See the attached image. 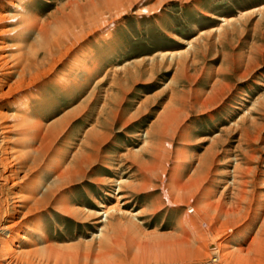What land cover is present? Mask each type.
Returning a JSON list of instances; mask_svg holds the SVG:
<instances>
[{"label": "rangeland", "instance_id": "374dc122", "mask_svg": "<svg viewBox=\"0 0 264 264\" xmlns=\"http://www.w3.org/2000/svg\"><path fill=\"white\" fill-rule=\"evenodd\" d=\"M26 2L0 11V248L17 225L31 264H264V0Z\"/></svg>", "mask_w": 264, "mask_h": 264}, {"label": "bare ground", "instance_id": "6f19581e", "mask_svg": "<svg viewBox=\"0 0 264 264\" xmlns=\"http://www.w3.org/2000/svg\"><path fill=\"white\" fill-rule=\"evenodd\" d=\"M26 1H29V0H6L5 2H6V4L5 5H3L1 8H0V11H3V10H6L7 8H12L13 10H16V11H19V10H22L23 11V7H24V5L26 4V3H28V2H26ZM130 1V0H129ZM134 1V4H135V0H133ZM137 1V0H136ZM144 1V0H143ZM161 1V0H160ZM107 2V1H106ZM125 2H126V0H125ZM139 2V1H138ZM109 3V2H108ZM116 3V2H115ZM121 3V2H120ZM130 3V2H129ZM161 4V3H160ZM159 4V5H160ZM110 6V5H109ZM156 7V6H155ZM154 7V8H155ZM152 9V8H151ZM119 11V10H118ZM142 11V10H141ZM147 11V10H146ZM115 12V11H114ZM139 12V11H138ZM99 14V13H98ZM23 15V14H22ZM21 15V16H22ZM20 16V15H19ZM18 16V17H19ZM23 17V16H22ZM22 17H19V18H22ZM6 19L4 18V16H3V14L2 13H0V21H1V24H2V22H4ZM21 20V19H20ZM91 21V20H90ZM220 22H223V23H228L229 21L227 20V19H224V18H221L220 19ZM28 24H30V23H28ZM88 24H89V22H88ZM93 24H95V23H93ZM90 25V24H89ZM98 25V24H97ZM85 26V25H84ZM86 26H87V24H86ZM107 26H109V24H107ZM106 26V24H103V25H98V29L96 30V32L97 31H99V32H101L102 31V33H103V29L104 28H106L107 27ZM21 29H23V28H21ZM27 28H25V30H26ZM24 30V29H23ZM23 30H21V31H23ZM82 30V29H81ZM95 34V33H94ZM105 34V33H104ZM92 35V34H91ZM111 35V34H110ZM105 36V35H104ZM106 36H109L108 35V33L106 34ZM104 37L105 39L104 40H106V38L107 37ZM103 37V36H102ZM113 38V37H112ZM103 39V38H102ZM76 44V43H75ZM77 45V44H76ZM1 48H3V47H1V45H0V50H2ZM73 48V47H72ZM68 50H69V48H68ZM68 52L69 51H67L62 57L64 58V57H67V55H68ZM50 56V55H49ZM2 58L4 59V56L3 55H1V53H0V68H1V66L3 67L4 66V60H2ZM80 58V57H79ZM62 59V58H61ZM77 61V60H76ZM75 62V61H74ZM74 65H76L75 66V70L78 72H84V73H92V68H94V66H95V64H92L91 65V67H86L85 66V64L83 63V58H81L80 59V61L79 62H77V63H75ZM49 72V71H48ZM76 72V73H77ZM78 72V73H79ZM8 74V73H7ZM41 74V73H40ZM77 75V74H76ZM34 82V81H33ZM32 82V83H33ZM23 83V82H22ZM61 83V82H60ZM21 85V84H20ZM29 86V85H28ZM23 88V87H22ZM18 89H16V90H14L15 92L17 91ZM18 92V91H17ZM12 93H13V91H12ZM14 94V93H13ZM17 94V93H16ZM19 94V93H18ZM1 95H3V93L1 92ZM11 95V94H10ZM10 95H7V96H10ZM5 95H3L0 99H2L3 97H4ZM7 96H5V98L7 97ZM15 100V99H14ZM21 100H24V101H22V102H18L17 103V105L15 104H13L14 106H16L17 107V109L16 110H18L19 111V113H22V114H26V115H28V107H29V105H28V103L25 101V98H22ZM32 104V103H31ZM31 109V108H30ZM29 109V110H30ZM18 113V114H19ZM18 114H16V115H18ZM15 115V116H16ZM19 116V115H18ZM14 118V117H13ZM22 119H24V118H22ZM16 120H17V118H16ZM20 122H22L21 120H20ZM37 126H39V125H37ZM37 126L35 127L34 125L33 126H31V129L33 130V128L32 127H35V128H37ZM40 127V126H39ZM21 130V129H20ZM41 130V129H40ZM39 130V131H40ZM113 180H110L109 182H112ZM26 190V189H25ZM118 190H119V188H118ZM35 193V191L33 190V189H31L30 191H29V193H28V195L29 196H31V195H33ZM121 198H123V197H121V196H119V197H117V199H116V204L114 205V206H111V207H103L101 204H99L98 203V205L100 206L99 208H105V210L103 211V212H99V211H94V212H89V216L90 217H94V218H97L99 215H104L105 216V218H106V216H108V215H111L112 213L113 214H121V210H120V208H119V205H118V203H119V199H121ZM76 212H80V214H82L81 212H83L82 210H80V211H77V210H69V209H67V213H69V214H75ZM188 213H190V212H188ZM188 213H186L185 214V216H184V218H183V224H184V227L185 228H187V229H189L190 230V228H192L191 230H193V225H194V223L196 222H194V220L192 219V218H190L187 214ZM112 214V215H113ZM203 214V213H202ZM88 217V216H87ZM109 217V216H108ZM199 218H202L203 216L202 215H200V216H198ZM203 220H204V218H203ZM202 220V221H203ZM263 220H264V218H263ZM206 221V220H205ZM204 221V222H205ZM101 222V221H100ZM98 223H99V221H98ZM196 224V223H195ZM192 226V227H191ZM194 226H196V225H194ZM197 226H198V224H197ZM263 226H264V223H263ZM199 229H200V227H198ZM35 229V228H34ZM8 230L11 232V234L9 235V237L5 240V242H4V248L3 249H1L0 250V253L2 254V256H3V258H4V261H6V260H11L10 258H14V256H16L15 254H20V256H22L23 257V259H24V262H26L25 264H29L30 262L28 261V259L30 260V258H31V256L32 255H34L33 253H28V252H26V251H23V250H21V251H19L18 253L16 252V248H19L18 246L20 245V246H33V243H32V241H29L28 239H21V232L20 231H22V227H18L17 228V225H15V226H12V227H8ZM195 230V229H194ZM197 230V229H196ZM201 230V229H200ZM196 233L198 232V230L197 231H195ZM194 232V233H195ZM33 234V239L35 240V239H37L38 240V238L39 239H41L42 240V238H41V236L42 237H44V234H43V232L41 231V228H39V229H35L34 230V232L32 233ZM42 234V235H41ZM192 234H193V232H192ZM198 234V233H197ZM197 234H196V236H197ZM201 235H202V232H201ZM203 236V235H202ZM36 237H38V238H36ZM198 237V236H197ZM203 238H204V236H203ZM44 240V239H43ZM36 242H38V241H36ZM37 245V244H36ZM48 250V252H51L52 250L51 249H47ZM21 257V258H22ZM239 257V256H238ZM23 261V260H22ZM28 261V262H27ZM9 262V261H8ZM11 262V261H10ZM7 263V262H6ZM31 264V263H30Z\"/></svg>", "mask_w": 264, "mask_h": 264}]
</instances>
